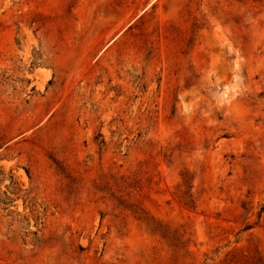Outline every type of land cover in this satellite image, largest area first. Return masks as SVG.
I'll list each match as a JSON object with an SVG mask.
<instances>
[{"label": "rangeland", "instance_id": "1", "mask_svg": "<svg viewBox=\"0 0 264 264\" xmlns=\"http://www.w3.org/2000/svg\"><path fill=\"white\" fill-rule=\"evenodd\" d=\"M234 251L264 261V0H0V264Z\"/></svg>", "mask_w": 264, "mask_h": 264}, {"label": "trees", "instance_id": "2", "mask_svg": "<svg viewBox=\"0 0 264 264\" xmlns=\"http://www.w3.org/2000/svg\"><path fill=\"white\" fill-rule=\"evenodd\" d=\"M141 219L146 228L153 229L160 236L172 256L183 257L188 254V245L183 239L186 234L184 229L174 227L171 223L155 220L152 217H141ZM219 264H264V261L258 252L234 251L226 255Z\"/></svg>", "mask_w": 264, "mask_h": 264}]
</instances>
